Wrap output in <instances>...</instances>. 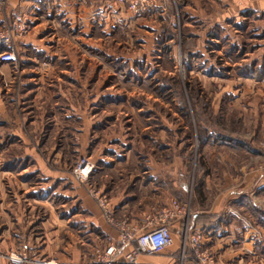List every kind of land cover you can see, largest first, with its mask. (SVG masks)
<instances>
[{"label": "rangeland", "instance_id": "1", "mask_svg": "<svg viewBox=\"0 0 264 264\" xmlns=\"http://www.w3.org/2000/svg\"><path fill=\"white\" fill-rule=\"evenodd\" d=\"M195 1L199 2V0H35L38 10L45 13V16L43 15L45 25L40 28V32L46 33L47 36L34 47L30 46L22 51L21 55L37 58L66 56L89 59L88 75L85 74L88 79L91 78L89 89L96 85L95 75L92 74L99 71L101 81L97 82V85L102 86L103 90V95L99 96V114L90 119L93 121L97 118L99 128L105 129L101 132L102 142L98 145L99 148L119 143V140L114 141L115 136H120L128 144L130 142L128 140L135 136L137 141L134 139L131 163L137 156L151 151V148L152 152L160 151V148H165L164 145L168 144L169 169L171 172H187L186 182L191 192H196L198 189L196 185L202 186L206 172H232V203L237 209L234 210L233 217L239 220L236 215L239 211L241 215L250 219L252 225L260 230L261 235L245 245L241 237L236 238L232 244L236 255L227 263L219 261V256L211 248V241L208 242L204 235L201 250L206 251L205 262L264 264V184L257 189L256 182L257 185L260 182L258 178L249 186L247 194L244 191L240 196L236 193L245 184L242 182L244 173L256 175V171H264V130L253 131L250 123L248 125L246 123L247 117L252 120V114L242 115L240 110L241 78L262 76L264 66L240 62L241 53L235 54L234 50L228 47L229 43L218 26L214 29L219 41L217 43L209 41L214 33L208 31V18L199 19L194 15L199 9ZM3 3L5 7L6 0ZM79 3L83 9H79ZM201 3H204L203 0ZM65 6L74 14L71 27L62 19ZM46 9L50 10V15L54 13L57 18L58 24L53 22L57 28L55 36L47 34L49 27L54 25L47 20L50 17L46 15ZM79 10L85 15L84 20L76 16ZM12 22L13 20L3 28ZM229 23L233 24L231 19ZM29 27L27 33L12 37L9 45L14 47L15 53L14 38L28 34L31 31L30 24ZM16 62L13 63L14 66ZM84 66L83 62V68ZM13 72L19 73V70L10 69V74ZM3 73L9 75L8 67L0 70V74ZM15 77H18V74ZM40 81L46 84L50 80L43 77ZM86 82L84 84H87ZM21 87L16 84L10 87L3 84L2 87L3 92L7 88L10 90L8 100L14 113L23 106L28 108L26 101L31 99L24 98L23 89H19ZM73 99L74 105L82 102L80 96ZM91 99L89 98V101ZM23 100H26L24 105ZM44 107L45 105L43 109L41 108L43 112L48 106ZM48 114L44 112L43 117L46 119L42 128H36L34 124L29 123L21 124L22 128L19 131L24 133L21 139L12 134L18 130L11 122L4 123L0 106V204L5 205L11 198L9 195L11 193L6 192L9 184L26 185L40 180L36 177L32 179V176L28 179L6 178L4 172L63 169L71 172L77 183L87 184L93 173L99 170V162L87 154H81V147L75 144L74 139L61 137L70 127L50 129ZM76 124L78 122L69 123L70 126ZM247 128H250L249 132ZM160 132L166 133L165 139L160 138ZM148 135L153 137V142L148 140ZM93 147L89 146L90 149ZM54 148L61 151L62 159L59 161L54 160L51 154ZM210 150L217 154L220 152L222 156V150H225L230 153L231 159L227 161L218 159L217 155L210 154ZM104 152H107L105 148ZM176 155L182 159L178 171L172 160ZM83 158H87L93 166L87 179L77 177L74 171ZM137 160L139 161L138 158ZM143 163L144 161L141 162L142 165ZM119 166L113 172L130 170L129 165L126 166L124 163ZM87 191L100 208L94 194H106L94 185H88ZM243 195L248 197L249 202L248 206L240 208L235 204L240 202ZM106 197L109 202L108 195ZM28 201L32 202L31 199L25 200L21 216L28 221L38 219L36 225L46 217L45 213L48 210L38 206L30 208L33 204L30 205ZM8 210L0 207V231L4 228L2 225L4 217L10 215L7 214ZM100 210L104 215L101 208ZM180 258L181 261L189 260V264L199 263L196 254L189 248L182 252L181 247Z\"/></svg>", "mask_w": 264, "mask_h": 264}, {"label": "crops", "instance_id": "2", "mask_svg": "<svg viewBox=\"0 0 264 264\" xmlns=\"http://www.w3.org/2000/svg\"><path fill=\"white\" fill-rule=\"evenodd\" d=\"M3 2L4 0H0V27H4L11 20L31 25V31L28 34L15 37L13 40L18 59L15 66L13 63H0V70L4 67H8L9 70V75L0 74V106L4 123L11 122L18 130L12 134L22 139L24 133L19 131L22 128L21 124L29 123L34 124L36 128H42L46 119L43 117L44 112L49 113L50 129L70 127L61 137L74 139L75 144L81 147V154H87L91 159L99 162V170L93 173L87 184L77 183L71 172L63 169L41 170V172H4L6 178L26 177L28 179L32 176V179L36 177L40 180L26 185L21 183L8 186L6 192L11 193L9 194L11 198L5 205L0 204V207L8 208L7 214H10L4 217L2 222L4 228L0 231V264H13L8 256L17 253L24 243L36 250L41 258L53 264H101L98 252L109 244L115 243L118 240V232L106 221L98 205L88 195V185L97 186L108 195L109 210L114 220H125L127 225L137 232L144 231L149 218L154 216L155 211L169 206L173 199L189 207L187 218L179 215L167 220L173 239L171 246L157 253L140 254L137 264H189V260L181 261L180 258L185 231L202 232L207 241H211V248L219 256L221 263H227L236 255L234 253L236 250L232 247L236 238L241 237L244 245L258 239L261 235L260 230L252 225L248 217L241 215L239 211L236 215L240 219L235 220L233 217L234 210L237 211V209L232 203V172H206L202 186L196 185L198 188L196 192H191L186 182L187 172H171L169 169L168 144L164 145L165 148H160V151L152 152L151 148V151H146L143 155L139 154L140 156H137L139 161L136 158L131 163L134 139L137 141L135 136L128 140L129 144L120 136H115L114 141L119 140V143L116 142L115 145L111 143L107 148L106 146L99 148L98 145L102 142L101 132L105 129L99 128L97 118L90 120L99 114V96L103 95L102 86L97 85V82L101 81L99 71L92 74L95 75L96 85L89 89V80H91L87 77L89 59L66 56L37 58L21 55L22 51L30 46L34 47L47 36L46 33L40 32V28L45 25L43 20L45 13L38 10L35 0H6L5 7ZM203 2L201 3V0L196 2L199 9L194 15L199 19L208 18V31L214 33L209 41L215 43L219 41L214 29L218 26L229 43L228 47L232 48L235 54L241 53L240 62L264 66V0H203ZM81 7L83 6L79 3V9ZM64 11L62 19L71 27L74 14L66 9V6ZM79 11L76 16L84 20L85 15L81 10ZM46 12V15L50 17L47 19L49 23L58 24L54 13L50 15L49 9H46ZM230 19L233 22L232 25L229 23ZM54 23V26L49 27L47 34L56 35L57 28ZM12 68L19 70V73L10 74ZM16 74L18 77H15ZM43 77H48L49 83L40 81ZM16 79H18L17 83H15ZM240 81L241 114H252V120L247 117L246 123L247 125L250 123L253 131L264 130V73L257 78L243 76ZM85 82L87 84H84ZM3 84L8 87L13 84L18 87L21 85L19 89H23L24 98H31L29 101H22V105L25 104L24 101L28 103V108L23 106L21 110H16L17 113H14L8 100L10 90L7 88L3 92ZM75 96L81 97L80 104L74 105ZM89 98L92 99L89 101ZM61 100L62 103H60ZM64 101L66 102L63 103ZM43 105L48 106L44 112L41 111ZM91 114H93L92 117H90ZM71 121L78 124L70 126ZM247 130L249 132L250 128ZM119 134L122 135V132ZM159 135L162 140L166 137V133L160 132ZM54 138L57 139V136ZM148 138L152 141L153 137L148 135ZM154 138L157 139L156 136ZM59 143L58 141V145ZM91 145L94 146L92 149L89 148ZM104 148L107 150L106 153ZM222 152L223 156L220 152L210 154L217 155L218 159L226 161L231 159L229 152L225 150ZM51 154L56 161L62 159L61 151L58 149H52ZM172 160L178 171L182 159L176 155ZM142 161H144L143 165ZM123 163L126 166L129 165V172H113ZM242 178L245 184L242 189L236 191L239 196L247 192L255 179L260 180L258 185L256 182L255 187L257 189L262 187L264 171H256V175L244 173ZM242 197L240 202L235 204L240 208L248 206L249 202L248 197L245 195ZM30 199L32 202L28 201V203L33 204L30 208L38 206L48 210L45 213L46 217L36 225L35 222L38 219L33 218L28 221L21 216L25 200ZM132 247V244L120 247L119 251L110 257L109 264H125V256Z\"/></svg>", "mask_w": 264, "mask_h": 264}, {"label": "built area", "instance_id": "3", "mask_svg": "<svg viewBox=\"0 0 264 264\" xmlns=\"http://www.w3.org/2000/svg\"><path fill=\"white\" fill-rule=\"evenodd\" d=\"M29 29V24L18 20H13L6 28L0 27V45L5 44L7 46L6 49L0 50V63L16 62V53L14 47L9 45L10 41L14 35L25 34ZM92 167L90 161L87 158H83L78 162L74 171L77 177L87 179ZM94 198L102 209L106 221L118 232V240L98 252V258L101 264H109L110 257L118 252L120 247L126 244H132L133 247L125 256V264H137V258L140 254L157 253L164 250L171 246L173 241L167 220L179 215L187 218L189 215V207L187 204L173 199L169 206L155 211L154 216L149 218L146 224L147 228L144 231L137 232V230L128 226L125 220L116 221L113 219L106 195L95 193ZM204 240V234L200 231H185L182 238V252H184L185 248H189L199 259L198 264H206V251L201 250ZM8 259L13 264H53L49 260L41 258L36 250L30 248L26 243L21 245L17 253L8 256Z\"/></svg>", "mask_w": 264, "mask_h": 264}, {"label": "trees", "instance_id": "4", "mask_svg": "<svg viewBox=\"0 0 264 264\" xmlns=\"http://www.w3.org/2000/svg\"><path fill=\"white\" fill-rule=\"evenodd\" d=\"M1 49H6V46H2V47L0 46V50H1Z\"/></svg>", "mask_w": 264, "mask_h": 264}]
</instances>
